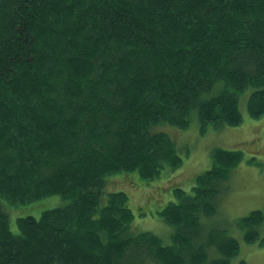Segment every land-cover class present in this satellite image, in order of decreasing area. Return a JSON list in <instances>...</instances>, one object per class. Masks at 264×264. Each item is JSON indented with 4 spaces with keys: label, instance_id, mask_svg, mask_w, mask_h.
Returning <instances> with one entry per match:
<instances>
[{
    "label": "trees",
    "instance_id": "1",
    "mask_svg": "<svg viewBox=\"0 0 264 264\" xmlns=\"http://www.w3.org/2000/svg\"><path fill=\"white\" fill-rule=\"evenodd\" d=\"M247 93L264 116V0H0V264H232L239 242L203 223L242 151L213 149L173 190L158 212L168 237L139 232L111 183L177 171L156 128L194 113L202 134L239 126ZM52 197L65 202L39 203ZM237 225L264 245L261 209Z\"/></svg>",
    "mask_w": 264,
    "mask_h": 264
},
{
    "label": "rangeland",
    "instance_id": "2",
    "mask_svg": "<svg viewBox=\"0 0 264 264\" xmlns=\"http://www.w3.org/2000/svg\"><path fill=\"white\" fill-rule=\"evenodd\" d=\"M249 95L243 94L240 99L244 119L239 126L219 129L211 124L208 131L202 134L198 114L194 113L191 125L186 129L167 124L156 128L158 132L173 137L177 144L178 153L183 159L177 171L164 173L151 183L142 181L144 185H140V188L129 182L132 179L130 177L124 182L112 181L113 189L130 195V206L135 211L133 223L136 229L141 230L139 232L147 231L168 237L171 228L161 221L158 212L175 198L173 190L178 187L190 190L197 176L212 168L213 149L242 151L246 158L231 172L228 181L223 183L226 194L218 200V213L203 223V229L207 232L210 226L222 227L239 242L240 252L232 259V264H264V245L246 243L245 232L237 225V220L249 215L252 210L261 209L264 212V116L253 118L248 114ZM252 157L255 159L251 160ZM120 175L124 174L117 176ZM64 202L62 197H52L39 203L50 208ZM260 234L264 237V225L261 226ZM211 251L215 253L214 249Z\"/></svg>",
    "mask_w": 264,
    "mask_h": 264
}]
</instances>
